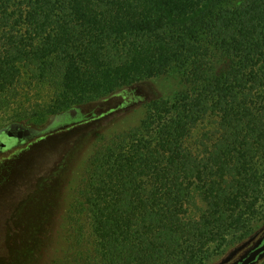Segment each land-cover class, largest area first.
<instances>
[{"label": "trees", "instance_id": "16d2710c", "mask_svg": "<svg viewBox=\"0 0 264 264\" xmlns=\"http://www.w3.org/2000/svg\"><path fill=\"white\" fill-rule=\"evenodd\" d=\"M169 76L180 90L89 157L65 264H204L253 234L264 218V0H0V105L47 85V132L77 105ZM208 117L215 128L194 148ZM40 229L11 264L36 256Z\"/></svg>", "mask_w": 264, "mask_h": 264}, {"label": "rangeland", "instance_id": "374dc122", "mask_svg": "<svg viewBox=\"0 0 264 264\" xmlns=\"http://www.w3.org/2000/svg\"><path fill=\"white\" fill-rule=\"evenodd\" d=\"M180 88L171 76L143 80L93 103L75 106L79 116L49 132L45 128L52 116L45 113L52 109L54 95L47 85L34 83L10 104L0 105V132L13 122L34 131L22 143L0 134V143L5 144L0 147V259L10 264L19 258L24 261V242L33 239L28 229L39 225L43 229L36 232L40 250L27 264H65L72 230L69 210L89 157L111 137L139 124L150 100L167 98ZM197 126L189 139L194 148L202 139L207 141L203 135L214 130L215 120L208 117ZM204 207L193 192L189 214L197 215ZM263 226L264 218L253 234ZM249 237L225 245L204 264L219 263Z\"/></svg>", "mask_w": 264, "mask_h": 264}, {"label": "flooded vegetation", "instance_id": "af4514ba", "mask_svg": "<svg viewBox=\"0 0 264 264\" xmlns=\"http://www.w3.org/2000/svg\"><path fill=\"white\" fill-rule=\"evenodd\" d=\"M75 110H76V112H75V114L74 115H72L71 114V112H70V116L72 117V118H77L78 116H79V109L78 108H74ZM14 124H15V127L14 128H12V129H8V127L7 128H5V129H3L2 130V132H0V134H2V133H4V134H6V136H7V138H9V139H12V140H15V141H17L18 143H22V142H24V140H26V139H29V138H31L32 136H33V134H34V131L31 129V135L28 137V138H21V139H17V137H16V133L19 131V129H21V128H23L24 126L23 125H21V124H18V123H15V122H13ZM11 124V123H10ZM68 124V123H67ZM66 124V125H67ZM8 132H10L12 135L11 136H8ZM5 146V144L4 143H0V147H4ZM252 237H254V239L250 242V243H248V244H246L242 249H240V250H238V251H236L232 256H231V258L226 262V263H223V264H241L246 258H248L250 255H251V253H253L254 251H256L258 248H260L263 244H264V226L261 228V229H259L257 232H255L253 235H252ZM250 238V237H249ZM258 239H262V241H261V243L258 245V246H255V244H256V242H257V240ZM245 242V241H244ZM244 242H242V243H244ZM241 243V244H242ZM241 244H239L238 246H240ZM237 247V246H236ZM236 247H234V248H236ZM233 248V249H234ZM232 249V250H233ZM231 251V250H230ZM262 252V251H261ZM229 254V253H228ZM227 254V255H228ZM260 254V253H259ZM259 254H257L256 255V257H255V259H254V261H253V263L254 264H259L262 260L261 259H258V257H259ZM226 255V256H227ZM225 256V257H226ZM224 257V258H225ZM223 258V259H224ZM222 259V260H223ZM221 260V261H222ZM220 261V262H221ZM219 262V263H220ZM219 263H217V264H219Z\"/></svg>", "mask_w": 264, "mask_h": 264}, {"label": "water", "instance_id": "95a60500", "mask_svg": "<svg viewBox=\"0 0 264 264\" xmlns=\"http://www.w3.org/2000/svg\"><path fill=\"white\" fill-rule=\"evenodd\" d=\"M75 112H76L75 109L71 110L72 115H74ZM14 127H15V124L11 123V124H9L8 129L10 130ZM7 134H8V136L12 135L10 132H8ZM30 135H31V129L28 127H23L21 129H19V131L16 133L17 139H21L23 137L28 138ZM253 239H254V237L251 236L244 243H242L240 246H237L236 248L231 250L229 252V254L219 264L226 263L236 251L242 249L246 244L250 243ZM261 241H262V239H258L255 246H258L261 243ZM257 254H259L258 259H261V260L264 259V244L260 248H258L256 251L251 253V255L248 258H246L241 264H254L253 261H254Z\"/></svg>", "mask_w": 264, "mask_h": 264}]
</instances>
